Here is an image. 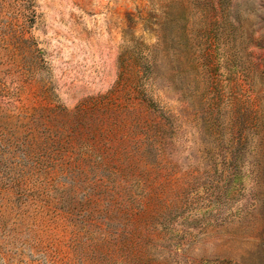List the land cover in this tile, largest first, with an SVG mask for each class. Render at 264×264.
Wrapping results in <instances>:
<instances>
[{
  "label": "rangeland",
  "instance_id": "obj_1",
  "mask_svg": "<svg viewBox=\"0 0 264 264\" xmlns=\"http://www.w3.org/2000/svg\"><path fill=\"white\" fill-rule=\"evenodd\" d=\"M0 264H264V0H0Z\"/></svg>",
  "mask_w": 264,
  "mask_h": 264
},
{
  "label": "trees",
  "instance_id": "obj_2",
  "mask_svg": "<svg viewBox=\"0 0 264 264\" xmlns=\"http://www.w3.org/2000/svg\"><path fill=\"white\" fill-rule=\"evenodd\" d=\"M103 162H104L103 160L102 161H99V163H101V165H104L105 166V164Z\"/></svg>",
  "mask_w": 264,
  "mask_h": 264
}]
</instances>
